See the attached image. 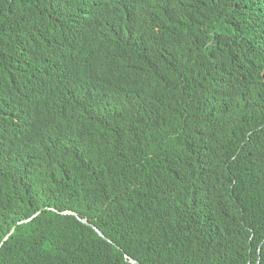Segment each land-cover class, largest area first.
<instances>
[{
  "label": "trees",
  "instance_id": "1",
  "mask_svg": "<svg viewBox=\"0 0 264 264\" xmlns=\"http://www.w3.org/2000/svg\"><path fill=\"white\" fill-rule=\"evenodd\" d=\"M96 4L0 0V264H264V0H162L108 57ZM90 51L130 69L91 117L11 122Z\"/></svg>",
  "mask_w": 264,
  "mask_h": 264
},
{
  "label": "clouds",
  "instance_id": "2",
  "mask_svg": "<svg viewBox=\"0 0 264 264\" xmlns=\"http://www.w3.org/2000/svg\"><path fill=\"white\" fill-rule=\"evenodd\" d=\"M93 1L90 0L91 3ZM139 5H142L143 9L138 10ZM161 5L162 0H97L90 24L98 27L99 23H105L108 27L107 33L102 37L100 42V46L104 52L107 54V48L118 50L121 47V43L131 45L132 38L144 37L149 39L155 28V24L161 21V17L159 16ZM129 13H132L136 18L132 19ZM83 35L86 37L85 32H83ZM77 41L81 43L85 40L83 38H75L69 43L61 45L60 48H55L53 51H59V58L64 59L67 51L65 47H69L71 42ZM73 56L74 60L70 68L72 78L68 82L57 86L47 96L37 99L35 109L26 107L25 105L18 107V111L14 117L10 118L13 124L15 122L18 126L24 128V130H31L35 123L38 126V118L41 114L52 120L51 114L58 103L64 107L83 102L87 105L86 111L88 113L82 117L89 118L98 109L96 105L98 95L93 93L96 88V78L99 76L119 78L120 75L130 73V69L124 60L120 62L111 61L110 65L107 66L106 58L101 63L105 65L104 67L99 71L90 72L89 65L92 63L91 51L83 56L76 54ZM122 66L129 70H123ZM80 67L82 69L78 71ZM90 81L94 84L95 88L90 86ZM46 124L51 123L46 121Z\"/></svg>",
  "mask_w": 264,
  "mask_h": 264
},
{
  "label": "water",
  "instance_id": "3",
  "mask_svg": "<svg viewBox=\"0 0 264 264\" xmlns=\"http://www.w3.org/2000/svg\"><path fill=\"white\" fill-rule=\"evenodd\" d=\"M82 222H83L84 224H88L86 220H82ZM96 231L101 235V233H100L98 230H96ZM7 238H8V237H6L5 239H7ZM131 262H133V264H136L135 261H131Z\"/></svg>",
  "mask_w": 264,
  "mask_h": 264
},
{
  "label": "bare ground",
  "instance_id": "4",
  "mask_svg": "<svg viewBox=\"0 0 264 264\" xmlns=\"http://www.w3.org/2000/svg\"><path fill=\"white\" fill-rule=\"evenodd\" d=\"M141 9H143L142 5H139V6H138V10H141ZM135 18H136V17H135Z\"/></svg>",
  "mask_w": 264,
  "mask_h": 264
}]
</instances>
